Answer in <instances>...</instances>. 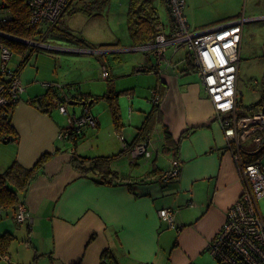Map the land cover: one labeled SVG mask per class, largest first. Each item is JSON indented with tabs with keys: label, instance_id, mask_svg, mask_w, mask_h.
<instances>
[{
	"label": "crops",
	"instance_id": "1",
	"mask_svg": "<svg viewBox=\"0 0 264 264\" xmlns=\"http://www.w3.org/2000/svg\"><path fill=\"white\" fill-rule=\"evenodd\" d=\"M78 1L73 3L74 8H86L85 5L75 6ZM254 2L251 10L245 8L242 14L239 10L235 11L214 21L210 27L243 17L248 22L264 21V4L260 0ZM127 12L123 18L120 17V24L123 22L124 25L127 20ZM78 13L89 16L84 11ZM167 14L169 24L162 21L161 24L164 32L170 34L173 20ZM66 15L69 14L65 13L62 22L72 31L74 29L64 22ZM186 18L192 29L188 16ZM245 31L244 26L241 62ZM126 38L114 35L111 41L97 47L100 49L80 47L51 34L42 43L46 45L43 48L68 54L75 59L80 55L102 57L106 53L137 51L131 39ZM57 41L66 42L70 47L58 45ZM182 50L175 52L170 49L171 66L159 62L147 52V59L139 62L132 71L156 76L154 90H158L162 98L157 112H154L155 104L149 109L142 101L136 100L135 84L120 91L113 87L116 92L122 93L118 99L124 125L122 132L116 130L109 106L102 113L92 110L97 102L90 108L99 120L98 126L86 128L76 142L75 138H59L69 124V115L61 114L58 109L51 114L44 113L30 101L43 96L49 84L62 86L61 97L77 101L74 106L82 107L80 112L70 109L69 112L81 114L82 95L96 97L108 91L102 95L94 93L93 89L83 91L84 81L77 75L63 73L62 77L38 79L42 68L36 75L30 70L27 74L23 71L19 73L26 92L13 115L18 141L0 142V173L14 162L30 169L45 154L54 153V156L32 183L25 198L31 219L20 224L13 214L1 212L0 236L11 232L16 237L15 241L19 242L15 261L9 249L7 255H0V264H219L208 247L226 222L229 209L243 194L244 183L233 152L228 147L224 129L216 118L214 104L200 76L186 61L187 55L180 56ZM73 59L65 58L62 66L71 67V63L82 66L81 61ZM101 62L103 70H112L109 71L111 80L114 79V72L122 77L130 74L126 66H116L113 70L107 61ZM108 88L110 90V86ZM152 112L155 114L149 152L133 160L122 153L123 142L119 135L123 134L130 144L137 140L139 143L145 141L138 135ZM106 114L107 118L104 117ZM154 136L156 140H153ZM248 139L242 141V148L243 142ZM250 145L255 148L244 152L256 153V138ZM116 155L119 156L111 163V169L125 181L101 184L96 175L84 173L73 162L75 156L96 158ZM173 160L181 162V175L178 179L164 181L163 177L172 168ZM164 208L174 213L176 228L170 227L160 217ZM106 252H110L113 259L104 258Z\"/></svg>",
	"mask_w": 264,
	"mask_h": 264
},
{
	"label": "built area",
	"instance_id": "2",
	"mask_svg": "<svg viewBox=\"0 0 264 264\" xmlns=\"http://www.w3.org/2000/svg\"><path fill=\"white\" fill-rule=\"evenodd\" d=\"M73 0H27L32 9L31 24L42 27L48 23L54 25L62 17ZM6 0H0V6ZM173 20L170 34L160 24L154 41L134 50L153 54L159 62L172 65L170 49L175 52L187 50L186 61L200 76L206 92L215 107L216 118L221 123L233 156L244 183V191L240 199L229 209L227 220L217 237L209 244V251L219 264H264V215L260 209V201L264 198V162L259 160L249 163L245 158L242 141L252 136L256 138V152L264 148V108L252 115L240 116L238 113V81L241 62V45L246 18H239L214 27L193 32L185 15L186 0H168ZM11 19L7 9L0 7V23ZM0 36L29 46L46 47L42 42L23 40L0 31ZM8 36V37H6ZM98 53V51H94ZM14 56L13 51L0 43V107L19 103L26 87L23 85L16 69L8 67ZM103 78L110 77L104 68ZM162 100L158 90L154 91L153 102ZM68 105H59L61 114L69 115L67 128L61 131L59 138L69 140L82 136L88 127H97L99 120L93 115L90 106H83L81 114L69 112ZM123 149L133 160L143 157L149 152L150 142L132 145L123 134L119 135ZM182 172L179 160H173L170 171L163 177L164 181L178 179ZM160 217L170 227L176 228L174 213L164 208ZM17 221L24 224L31 219L25 203H20Z\"/></svg>",
	"mask_w": 264,
	"mask_h": 264
},
{
	"label": "rangeland",
	"instance_id": "3",
	"mask_svg": "<svg viewBox=\"0 0 264 264\" xmlns=\"http://www.w3.org/2000/svg\"><path fill=\"white\" fill-rule=\"evenodd\" d=\"M78 2L75 6L85 5L86 11L91 12L93 15H89L90 17L85 13L74 14L72 15L73 17L66 15L64 22H67L74 29L72 31L76 35L84 36L87 38L86 40L91 42V45H96L95 47H102V44L111 41L114 35L121 37V39H125V36L130 39L127 20H125L124 25L123 22L122 24L119 22L120 17L123 18L124 13L128 10L129 0H79ZM155 3L159 9L161 21L166 25L167 23L169 24L166 6L161 0H156ZM254 3V0L253 3L252 0H186L185 15L188 16V20L192 25V31L195 32L212 26L215 23L214 21L235 13V11L239 10L242 14L245 8L251 10L255 5ZM260 3L264 4V0H260ZM245 29V45L242 51L238 82L239 102L243 107L259 102L264 95V21L248 22L245 25ZM56 44L66 48L70 47L66 42L57 41ZM146 53L137 50L121 52L119 54L106 53L102 57H99V55H80L73 59L74 57L68 56V54L40 47L39 51L34 54L22 71L27 74L28 70H30V73L33 72L36 75L38 69L42 68L38 79L52 76L62 77L63 73L77 75L79 79L81 78L84 81L82 83L83 91L93 89L94 93L99 95L109 91L108 87L110 85H112L110 87H114L117 91H120L128 89L133 83L137 87L136 100L142 101L146 107L151 109L154 104L153 94L155 91L154 83L157 81L156 76L149 73H132L139 62L147 59ZM186 55L187 51L185 49L182 50L180 56L186 57ZM65 58L81 61L82 66H77L74 63H71V67L66 64L62 66V60ZM21 60V54H14L12 60L8 63V67L16 69ZM101 61H107L113 70L116 66L119 68L126 66L130 74L122 77L118 76L120 74L117 75L114 72V79L112 78L111 81L106 80L102 76L103 68ZM109 71L111 72L112 70L109 69ZM137 76L140 77L137 79L135 78ZM123 96H126V93H123ZM105 107H108V103L101 101L95 104L92 110L102 113ZM243 107L241 108L242 110L244 109ZM81 108V106L69 105L70 111L76 110L80 112ZM108 116H110V113H108ZM104 117L107 118V114ZM152 138L156 140L155 136ZM254 139L255 137H252L248 141L243 142L244 151L249 152V150H252L253 146L250 144ZM259 204L261 212L264 215V198ZM17 242L19 240L14 241L13 246L10 248V253L12 251L14 255V258L12 256L13 261H15V256L18 253L16 250L18 249ZM214 260L217 261L216 259ZM12 263L16 264V262ZM21 264L26 263L21 262Z\"/></svg>",
	"mask_w": 264,
	"mask_h": 264
},
{
	"label": "trees",
	"instance_id": "4",
	"mask_svg": "<svg viewBox=\"0 0 264 264\" xmlns=\"http://www.w3.org/2000/svg\"><path fill=\"white\" fill-rule=\"evenodd\" d=\"M71 2L69 7L65 10L62 17L54 25L48 23L42 24V27L33 26L31 24L32 9L27 0H6L5 5L0 6L1 9H7L10 13L11 19L7 22L0 23V31L23 40H33L36 42H43L47 38V35L60 37L70 42L78 44L80 47L89 49H100L91 45L86 39L78 37L71 30H69L62 18L65 13L74 15L79 11L87 12L92 15L91 12L86 9H76ZM156 0H129V7L127 12V27L130 35V39L134 47H140L148 44L156 38L159 33V25L161 24V18L159 9L156 6ZM166 6L167 12L171 16L168 0H161ZM172 18V16H171ZM47 26V31L46 30ZM45 27V29H44ZM0 43L9 47L14 54H21L22 60L19 66L16 68V72L20 73L26 65L30 62L35 53H37L40 47L29 46L28 44L21 43L12 39H8L0 36ZM146 71V70H144ZM111 81V77L109 79ZM2 79H0V82ZM112 86V85H110ZM63 87H59L54 84L48 85V91L41 97H36L30 102L44 113L51 114L59 105H68L71 101L61 97V90ZM122 93L116 92L112 87L110 90L102 95L96 97H87L82 95V100L93 103L88 106H92L94 103L106 101L112 114L113 123L118 132H122L123 121L121 116V109L118 102ZM75 98V97H74ZM77 98V97H76ZM78 100V102H79ZM77 102V101H76ZM81 103V102H80ZM18 103L9 104L8 106L0 107V142H16L18 141V133L13 126V115ZM155 104L154 112L158 111V103ZM239 102L238 113L240 116L252 115L258 109L264 107V95L261 100L255 104L247 107H243ZM154 112H152L138 135L143 137L148 142L150 133L152 131L154 123ZM75 138V142L79 139ZM74 139V138H73ZM142 143V142H140ZM139 144L138 140L132 145ZM122 153H125L123 150ZM246 159L249 163L263 160L264 148L256 153L246 154ZM54 156V153H48L41 157V159L35 164L34 167L28 169L23 167L18 162H14L5 172L0 173V215L1 212L13 214L17 216L18 206L20 203H25V198L29 192L32 183L43 172L45 165ZM96 157V158H84L75 156L73 162H76V166L79 167L84 173H93L96 175L101 184H109L114 181H125L115 171L111 169V163L118 157ZM165 176V175H164ZM16 237L11 232H6L0 236V255L5 256L9 253V249ZM104 258L113 259V255L110 252H106Z\"/></svg>",
	"mask_w": 264,
	"mask_h": 264
},
{
	"label": "water",
	"instance_id": "5",
	"mask_svg": "<svg viewBox=\"0 0 264 264\" xmlns=\"http://www.w3.org/2000/svg\"><path fill=\"white\" fill-rule=\"evenodd\" d=\"M6 37H8V36H6ZM8 38H10V37H8ZM21 43H27V42H25V41H21V40H19ZM71 104L70 105H74L76 102H70ZM93 103V101H91V102H82V103H80L81 105H83V106H85V105H91Z\"/></svg>",
	"mask_w": 264,
	"mask_h": 264
}]
</instances>
